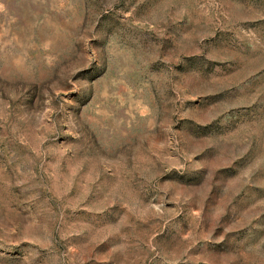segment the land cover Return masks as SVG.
<instances>
[{"label":"rangeland","instance_id":"obj_1","mask_svg":"<svg viewBox=\"0 0 264 264\" xmlns=\"http://www.w3.org/2000/svg\"><path fill=\"white\" fill-rule=\"evenodd\" d=\"M0 264H264V0H0Z\"/></svg>","mask_w":264,"mask_h":264}]
</instances>
